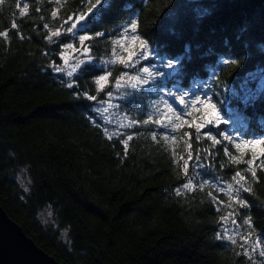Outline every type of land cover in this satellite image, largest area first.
<instances>
[{
    "label": "trees",
    "instance_id": "trees-1",
    "mask_svg": "<svg viewBox=\"0 0 264 264\" xmlns=\"http://www.w3.org/2000/svg\"><path fill=\"white\" fill-rule=\"evenodd\" d=\"M0 204L61 264H264V0H0Z\"/></svg>",
    "mask_w": 264,
    "mask_h": 264
},
{
    "label": "rangeland",
    "instance_id": "rangeland-1",
    "mask_svg": "<svg viewBox=\"0 0 264 264\" xmlns=\"http://www.w3.org/2000/svg\"><path fill=\"white\" fill-rule=\"evenodd\" d=\"M84 18H77L69 22L68 31L72 32V35L76 37L77 33L76 30L81 29L82 27L79 25ZM67 31V28L65 29ZM83 39L84 37H79ZM119 51L113 54L112 59H104L101 63H97L98 66H105L107 67L108 63H113L114 61H124L120 57L126 59L125 65L129 69L135 68L136 61L139 58H144L145 56L141 54V45L139 47L135 45L134 42H129L128 45L123 49L122 45H118ZM143 51V49H142ZM62 65L56 69L57 74H61L66 77L67 81H70L72 76L76 74L79 68L84 66L85 64L95 63L94 59L90 56V52L85 47V45L80 41H74L73 43H69L63 48L62 53ZM139 57V58H138ZM138 58V59H137ZM135 63V64H134ZM60 71V72H59ZM63 73V74H62ZM151 71L143 68L139 71V73L134 74L133 76L125 75L122 77L118 83L114 87V93L111 94V90L107 95V100L104 104L98 105L95 107L96 117L102 121L103 125H108L110 132L113 135L120 134L124 129L127 127H132L134 125L133 119L123 114V112L119 109L121 104V94L126 89H135L138 86L143 88H147L144 86V83H150V76ZM107 81V74L103 75L102 78L99 79L100 86L106 84ZM160 126H163L160 123ZM167 137L166 134H164ZM188 169V166H187ZM191 174L196 177L197 172L193 169ZM19 179L23 183V170H21V174L19 175ZM192 186V185H190ZM49 214V213H48ZM50 215V214H49ZM44 218V216H43ZM49 219V222L52 221V217L49 218L45 217L43 220Z\"/></svg>",
    "mask_w": 264,
    "mask_h": 264
},
{
    "label": "water",
    "instance_id": "water-1",
    "mask_svg": "<svg viewBox=\"0 0 264 264\" xmlns=\"http://www.w3.org/2000/svg\"><path fill=\"white\" fill-rule=\"evenodd\" d=\"M0 264H61L27 236L0 204Z\"/></svg>",
    "mask_w": 264,
    "mask_h": 264
}]
</instances>
